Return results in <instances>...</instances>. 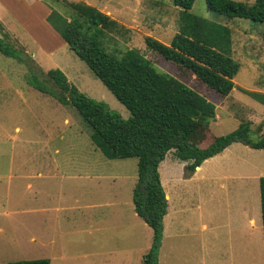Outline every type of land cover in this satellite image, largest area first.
I'll list each match as a JSON object with an SVG mask.
<instances>
[{"label": "rangeland", "instance_id": "obj_1", "mask_svg": "<svg viewBox=\"0 0 264 264\" xmlns=\"http://www.w3.org/2000/svg\"><path fill=\"white\" fill-rule=\"evenodd\" d=\"M66 2H84L117 21L100 39L107 51L138 49L214 103L212 135L247 123L252 140L264 137V106L240 88L264 93V21L228 19L205 0L189 10L231 31L230 55L240 66L223 96L146 47L147 35L169 44L177 32L181 8L170 0H0V38L22 57L0 52V263L140 264L153 231L131 198L137 158L104 156L73 109L27 83L33 72L59 68L88 97L124 119L131 115L47 21L52 8L77 18ZM186 163L170 151L159 164L170 198L158 264H264V149L233 142L183 180Z\"/></svg>", "mask_w": 264, "mask_h": 264}, {"label": "trees", "instance_id": "obj_2", "mask_svg": "<svg viewBox=\"0 0 264 264\" xmlns=\"http://www.w3.org/2000/svg\"><path fill=\"white\" fill-rule=\"evenodd\" d=\"M181 8L178 30L169 44L149 35L146 47L176 65L220 95L234 88L239 63L231 57L228 26L209 21L189 10L195 0H170ZM208 9L228 19L238 17L264 21V0L246 3L236 0H205ZM77 18L72 20L52 8L47 21L68 47L130 112L124 119L103 101L92 99L70 83L59 68L27 75V83L76 113L91 142L107 158H137V178L132 188L135 213L153 231L152 244L140 264H158L163 217L167 199L159 164L173 152L182 162L185 175L206 159L219 154L233 142L264 149V137L252 140L247 123L224 135H212L209 124L216 106L176 76L158 69L138 49L117 56L100 40L115 31L117 21L84 2H66ZM84 22L87 27H84ZM0 52L18 61L17 49L0 38ZM264 106V93L240 88ZM259 199L264 244V176L259 178ZM0 264H50L48 258L23 259Z\"/></svg>", "mask_w": 264, "mask_h": 264}, {"label": "crops", "instance_id": "obj_3", "mask_svg": "<svg viewBox=\"0 0 264 264\" xmlns=\"http://www.w3.org/2000/svg\"><path fill=\"white\" fill-rule=\"evenodd\" d=\"M215 156V155H214ZM176 159V158H175ZM207 160V159H206ZM187 164V163H186ZM185 164V165H186ZM202 164V163H201ZM184 165V166H185ZM183 166V167H184ZM201 169V166H198V168H195V170H194V172L193 173H191L190 175H188V176H186L185 175V170L183 171V173H182V178H183V180H185V179H188V178H191L192 177V175H194V173L196 172V171H198V170H200ZM162 182H163V189H164V192H165V196H166V199H167V204H168V200H169V198H170V196H169V194H168V192L166 191V185H165V182H164V178H162ZM161 182V183H162ZM169 193L171 194V192L169 191ZM168 206V205H167ZM167 213V212H166ZM166 215V214H165ZM164 215V216H165ZM164 218V217H163ZM162 235H163V232H162Z\"/></svg>", "mask_w": 264, "mask_h": 264}, {"label": "water", "instance_id": "obj_4", "mask_svg": "<svg viewBox=\"0 0 264 264\" xmlns=\"http://www.w3.org/2000/svg\"><path fill=\"white\" fill-rule=\"evenodd\" d=\"M195 168H198V166H196Z\"/></svg>", "mask_w": 264, "mask_h": 264}]
</instances>
